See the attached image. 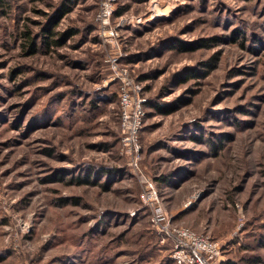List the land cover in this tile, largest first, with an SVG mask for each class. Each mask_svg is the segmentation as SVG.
Returning <instances> with one entry per match:
<instances>
[{
    "label": "rangeland",
    "instance_id": "374dc122",
    "mask_svg": "<svg viewBox=\"0 0 264 264\" xmlns=\"http://www.w3.org/2000/svg\"><path fill=\"white\" fill-rule=\"evenodd\" d=\"M5 1L0 264H175L146 181L223 260L264 264V0ZM124 88L145 101L137 153Z\"/></svg>",
    "mask_w": 264,
    "mask_h": 264
},
{
    "label": "built area",
    "instance_id": "2783aa9c",
    "mask_svg": "<svg viewBox=\"0 0 264 264\" xmlns=\"http://www.w3.org/2000/svg\"><path fill=\"white\" fill-rule=\"evenodd\" d=\"M104 4L103 17H109L113 12L112 2ZM144 99L130 89L124 88L119 95L120 123L122 142L127 147V153H137L140 149V134L143 129L146 110ZM134 166L137 163L134 162ZM141 201L150 209L151 226L163 240L171 242V258L175 264H224L222 259L223 245L207 232L197 231L190 227L173 223L163 200L154 186L146 181Z\"/></svg>",
    "mask_w": 264,
    "mask_h": 264
},
{
    "label": "trees",
    "instance_id": "16d2710c",
    "mask_svg": "<svg viewBox=\"0 0 264 264\" xmlns=\"http://www.w3.org/2000/svg\"><path fill=\"white\" fill-rule=\"evenodd\" d=\"M0 7H8V5H7V1H5V0H0ZM26 36V39L28 38L29 39V34L28 33H26L25 34ZM29 42H31V44H30V51H29V53H31V54H34V53H36L37 52V50L38 49H36V47H35V45L33 44V42L32 41H30L29 40ZM182 49H183V51L186 49V51H188V48L187 47H183L182 46ZM80 182H82V183H91L89 180H85V181H80ZM224 264H239L238 262H235V261H231V260H227Z\"/></svg>",
    "mask_w": 264,
    "mask_h": 264
}]
</instances>
